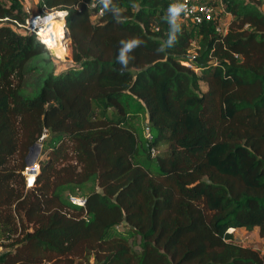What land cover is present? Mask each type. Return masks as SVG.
Instances as JSON below:
<instances>
[{"label":"trees","instance_id":"obj_1","mask_svg":"<svg viewBox=\"0 0 264 264\" xmlns=\"http://www.w3.org/2000/svg\"><path fill=\"white\" fill-rule=\"evenodd\" d=\"M222 1L226 33L172 0H38L67 12L65 64L0 0V264H264L234 233L264 239V1Z\"/></svg>","mask_w":264,"mask_h":264},{"label":"built area","instance_id":"obj_2","mask_svg":"<svg viewBox=\"0 0 264 264\" xmlns=\"http://www.w3.org/2000/svg\"><path fill=\"white\" fill-rule=\"evenodd\" d=\"M176 4H186L187 5V13H181V21L185 22L187 25H198L203 23L204 21H212L216 20L219 18V25L217 27V30L221 33H226L228 29V24L227 26L222 29L220 27V22L223 18L224 15H230L225 12L224 4L222 0H215V1H210V0H172ZM256 1H264V0H256ZM25 10L28 13V17L23 24H19L23 29H25L27 32L34 34L38 39L44 43L47 46V43L45 42L44 38V33L48 27L49 24V18L52 15V13H58L62 12L64 14V18L67 14L66 11H61L57 9H52L48 11L47 9L42 10L39 13H34L32 12L31 8L29 6H25ZM103 10L101 9L99 11V14H102ZM48 47V46H47ZM49 48V47H48ZM196 53L193 51L191 52V60L195 59ZM188 65L191 66L188 62ZM144 138L147 141H152L154 139V133L153 129L150 126V124H146L145 126V131H144ZM156 154V150L152 149V155ZM35 168L39 170V163L37 164V167L35 165ZM28 169V167H27ZM25 171V174L27 175L28 183H29V174L33 175V179L35 181L36 173H28V171ZM33 181V183H34ZM32 183V185H33ZM31 186V184L29 183ZM71 202L74 204L84 206L85 204V199L83 198H76V197H71L70 198ZM233 231L234 229L231 228L230 231Z\"/></svg>","mask_w":264,"mask_h":264},{"label":"rangeland","instance_id":"obj_3","mask_svg":"<svg viewBox=\"0 0 264 264\" xmlns=\"http://www.w3.org/2000/svg\"><path fill=\"white\" fill-rule=\"evenodd\" d=\"M210 1H215V0H210ZM264 8V7H263ZM50 11V10H48ZM59 13V12H58ZM55 13V14H58ZM229 22V15H224L221 22H220V27L224 29ZM63 25V24H62ZM60 25V27L62 26ZM65 26V25H64ZM50 30V29H49ZM65 45H66V53L61 56V54H58L56 56L54 52L49 48L50 52L52 55H54L56 58H58L61 62L67 64L71 63L70 59V43H67L66 40ZM147 124V119H146V113H142L138 120H136V126H137V131L141 137H144V131H145V126ZM146 161V159H145ZM37 167V164H35ZM34 179L32 181L29 180V183L32 185ZM97 188L96 187V180L95 178H92L90 181L86 182L82 186L78 185H65L64 187L60 188V191L62 193V196L65 200L71 201L70 198L76 197V198H83L87 196V194L92 191L93 189ZM232 231V230H231ZM235 236H236V241L241 243L242 245L245 246H250L255 248L256 250L260 251L261 253H264V239L260 237L258 229L254 230H247L245 228H238L234 231Z\"/></svg>","mask_w":264,"mask_h":264},{"label":"bare ground","instance_id":"obj_4","mask_svg":"<svg viewBox=\"0 0 264 264\" xmlns=\"http://www.w3.org/2000/svg\"><path fill=\"white\" fill-rule=\"evenodd\" d=\"M64 23V14L59 12L58 14L52 13L49 18L48 27L44 33L45 42L47 46L54 52L56 56L61 54L63 56V45H65L67 28L62 25ZM60 25H62L60 27ZM66 28V29H65ZM50 29V30H49ZM66 46V45H65ZM66 51L64 52V54Z\"/></svg>","mask_w":264,"mask_h":264},{"label":"clouds","instance_id":"obj_5","mask_svg":"<svg viewBox=\"0 0 264 264\" xmlns=\"http://www.w3.org/2000/svg\"><path fill=\"white\" fill-rule=\"evenodd\" d=\"M111 0H103L104 8L108 9L109 4ZM187 5L186 4H173L169 7L168 12L172 15V23L176 24V21L180 19L181 13H187ZM125 43L124 41H121V44ZM138 43V41L133 40L131 42H128L126 46L120 50V54L118 56V62L122 63L124 68L128 65V56L127 53L130 49H132L135 44ZM122 68V70L124 69Z\"/></svg>","mask_w":264,"mask_h":264},{"label":"water","instance_id":"obj_6","mask_svg":"<svg viewBox=\"0 0 264 264\" xmlns=\"http://www.w3.org/2000/svg\"><path fill=\"white\" fill-rule=\"evenodd\" d=\"M66 41L67 43H70V35H69V30L67 28V32H66ZM42 143L38 142L36 144H34L31 148H30V152L27 156V163H28V173H36V175L40 172V165H39V170H37L35 168V164H38V160L41 157V153H42ZM86 201V199H85Z\"/></svg>","mask_w":264,"mask_h":264},{"label":"crops","instance_id":"obj_7","mask_svg":"<svg viewBox=\"0 0 264 264\" xmlns=\"http://www.w3.org/2000/svg\"><path fill=\"white\" fill-rule=\"evenodd\" d=\"M25 4L31 8L32 12H34V13L41 12L38 9V0H25ZM230 19H231V15H229V21H230Z\"/></svg>","mask_w":264,"mask_h":264}]
</instances>
